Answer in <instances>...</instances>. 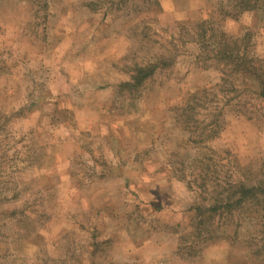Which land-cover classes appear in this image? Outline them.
Returning a JSON list of instances; mask_svg holds the SVG:
<instances>
[{
  "label": "rangeland",
  "instance_id": "1",
  "mask_svg": "<svg viewBox=\"0 0 264 264\" xmlns=\"http://www.w3.org/2000/svg\"><path fill=\"white\" fill-rule=\"evenodd\" d=\"M246 1L0 0V264H264V95L219 55L264 76Z\"/></svg>",
  "mask_w": 264,
  "mask_h": 264
},
{
  "label": "trees",
  "instance_id": "2",
  "mask_svg": "<svg viewBox=\"0 0 264 264\" xmlns=\"http://www.w3.org/2000/svg\"><path fill=\"white\" fill-rule=\"evenodd\" d=\"M238 7L241 11L249 10V9H255L250 6V2L246 0H237ZM219 55L223 57V59H228L234 64L240 71H242L243 75L253 76L255 81L258 83L261 94L264 95V76L261 74L260 71L256 68L255 65L252 64H246L242 61V59L238 55H235L232 50H220ZM159 66L154 64L150 67H138L134 71L133 76L131 77L130 82L128 83H122L119 85L120 89H138L140 88L148 79H150L154 73H156L157 68ZM237 195L238 199L236 200V207L242 206L247 200L253 199L257 197V194L264 196V182L261 185L253 186V187H246L245 185L238 186L237 188ZM231 202H228L227 205H230ZM221 204L218 202L213 205L211 208H209L207 211H205L206 208H198L197 211L198 214L196 215V219H200L198 224L195 226V230L200 234V236L206 234L207 229L211 227V224L215 220L216 214L222 210ZM229 207V206H227ZM233 207L232 209L236 208ZM230 208H227V210H232Z\"/></svg>",
  "mask_w": 264,
  "mask_h": 264
}]
</instances>
